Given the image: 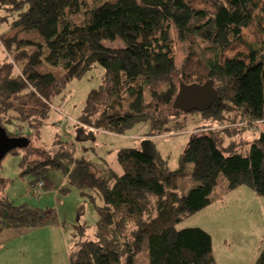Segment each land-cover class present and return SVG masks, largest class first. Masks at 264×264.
<instances>
[{
	"label": "trees",
	"instance_id": "trees-1",
	"mask_svg": "<svg viewBox=\"0 0 264 264\" xmlns=\"http://www.w3.org/2000/svg\"><path fill=\"white\" fill-rule=\"evenodd\" d=\"M41 10L42 15L22 27L33 38H0L5 51L0 64V125L9 137L28 140L22 149V177L43 179L49 170H61L82 195L101 198L95 231L83 238L86 227L80 225L71 264H217L206 230H177L176 225L227 199L239 185L234 179L237 171H249L254 192L264 197V130L245 155H225L217 136L264 124V0H41ZM16 21L21 24V19ZM77 31L82 38L72 37ZM46 32L55 33L54 56L53 48L41 41ZM173 32L184 45L180 82L211 79L218 92L208 111L197 112L217 128L207 125L193 133L179 169L170 170L150 141L143 142L142 150L118 151L122 174L96 169L88 160L75 159L68 149L51 154L31 145L52 100L96 66L104 70L103 81L89 92L75 124L82 132L90 128L91 135H121L146 123L147 135L157 136L183 127L178 119L184 113L172 105L175 85L153 86L177 68ZM64 33L59 45L56 36ZM117 39L121 48L103 43ZM74 46L82 48L75 59L69 52ZM206 51L211 57L203 55ZM40 66L46 71L33 75ZM258 70L260 75H251ZM6 182L0 175L1 192ZM46 213L2 197L0 232L36 228ZM253 264H264V247Z\"/></svg>",
	"mask_w": 264,
	"mask_h": 264
},
{
	"label": "rangeland",
	"instance_id": "rangeland-1",
	"mask_svg": "<svg viewBox=\"0 0 264 264\" xmlns=\"http://www.w3.org/2000/svg\"><path fill=\"white\" fill-rule=\"evenodd\" d=\"M37 15H42L41 0L0 2V38L15 34L19 38H33V33L22 27ZM17 19H21L20 25H15L14 21ZM65 34L56 36L59 45L65 41ZM54 35V32H46L41 40L49 48H53L52 56L55 54L52 44ZM72 37L79 39L83 35L81 31H77ZM172 37L177 50V68L169 76L153 84L158 89L169 83L178 89L181 81L179 67L184 59V45L179 42L176 33L173 32ZM103 43L114 48H121L123 45L118 39ZM81 50V47H71V57L75 59ZM203 55L211 57L212 54L206 51ZM4 57L5 51L0 48V64ZM45 71L46 68L40 66L35 69L33 75ZM103 73V68L96 66L82 79H74L66 85L64 94L52 100L53 105L47 119L40 126L38 137L32 135V146L51 154L57 150L68 149L74 152L75 159L88 160L96 169H110L122 174L123 168L117 159L118 151L122 148L142 150L143 142L150 141L167 167L177 170L181 154L193 133L203 131L200 128L207 125L217 128L210 119L203 118L195 111L181 114L178 121L183 123V127L157 136L147 135L150 126L146 123L136 124L121 135L105 132H94L91 135L90 131L94 130L90 128H84L82 132L75 124L79 122L78 117L89 92L101 85ZM260 73L261 70H258L251 75ZM61 103L64 104L62 111L76 119V122L63 119L56 109ZM259 130H264V124L259 123L256 127L231 134L219 132L217 136L222 138L221 148L224 154L229 155L236 151L245 155L260 133ZM24 131L27 134L28 128ZM34 155L32 159H36ZM22 156V150L10 152L0 162V175L7 181L4 191H0V198L7 197L16 203L27 201L32 206L47 211L46 219L36 228L18 227L0 232V264H71V254L77 239L80 238V225L86 227L83 238L93 235L98 219L96 208L102 204V200L95 194L94 200L82 195L80 190L67 182V177L64 179L61 170H49L43 179L35 176L22 177L19 167ZM234 179L239 185L228 193L231 198L226 201L224 197L221 201L184 218L176 225V229L201 227L206 230L212 237V255L215 256L217 264H253L264 247V197L253 192L254 189L247 185L252 182L249 171H237L234 173ZM36 181L44 182L43 192H46L36 198L24 199L22 193L29 184L32 185ZM34 199L39 201H32ZM222 245L235 259L227 258L225 251H220Z\"/></svg>",
	"mask_w": 264,
	"mask_h": 264
},
{
	"label": "water",
	"instance_id": "water-1",
	"mask_svg": "<svg viewBox=\"0 0 264 264\" xmlns=\"http://www.w3.org/2000/svg\"><path fill=\"white\" fill-rule=\"evenodd\" d=\"M217 98L218 92L211 79L204 83L180 82L172 105L176 110L185 114L195 111L203 113L213 106ZM27 144L28 140L25 137H9L0 125V162L8 153L16 149H23Z\"/></svg>",
	"mask_w": 264,
	"mask_h": 264
},
{
	"label": "built area",
	"instance_id": "built-area-1",
	"mask_svg": "<svg viewBox=\"0 0 264 264\" xmlns=\"http://www.w3.org/2000/svg\"><path fill=\"white\" fill-rule=\"evenodd\" d=\"M64 108V104L62 103L59 108H56L57 111L63 116L64 120H72L69 115L64 113L62 110ZM44 182L39 181L36 183V185L30 186L23 192V197H28V195H32L34 197H37L41 191L44 190Z\"/></svg>",
	"mask_w": 264,
	"mask_h": 264
},
{
	"label": "crops",
	"instance_id": "crops-1",
	"mask_svg": "<svg viewBox=\"0 0 264 264\" xmlns=\"http://www.w3.org/2000/svg\"><path fill=\"white\" fill-rule=\"evenodd\" d=\"M106 134H109V133H107V132H105ZM20 167V166H19ZM64 179H65V176H64ZM37 183V181L36 182H34L33 184L35 185ZM32 184V185H33ZM249 187H252V182H251V184H247ZM253 188V187H252ZM46 191H44V192H42V194H44ZM254 192V191H253ZM22 193V192H21ZM22 195H23V193H22ZM23 197V196H22ZM24 199H26V200H28V199H32V198H36V197H34V196H31V195H28V197H23ZM229 198H231L230 197V195H228V197H227V199H226V201L229 199ZM40 199V198H39ZM39 199L38 200H36V199H34V200H32V201H34V202H38L39 201ZM25 203H28L29 204V202H27V201H24ZM30 205H32V204H30ZM213 205V204H212ZM220 251H225V255L227 256V258H229V259H235V258H233L231 255H230V253L226 250V248L222 245V248L220 249ZM227 252H228V254H227ZM214 259H215V256H214ZM215 261H216V259H215ZM217 263V262H216Z\"/></svg>",
	"mask_w": 264,
	"mask_h": 264
},
{
	"label": "bare ground",
	"instance_id": "bare-ground-1",
	"mask_svg": "<svg viewBox=\"0 0 264 264\" xmlns=\"http://www.w3.org/2000/svg\"><path fill=\"white\" fill-rule=\"evenodd\" d=\"M70 117H71V116H70ZM71 119H72V120H69V121H74V122H76V119H73L72 117H71ZM20 150H22V149H20ZM33 185H34V184H33ZM33 185H30V184H29V186H28L27 188H29L30 186H33ZM35 185H36V184H35ZM27 188H26V189H27ZM42 192H43V191H41V192L39 193L38 196H40V195L42 194ZM38 196H37V197H38Z\"/></svg>",
	"mask_w": 264,
	"mask_h": 264
}]
</instances>
